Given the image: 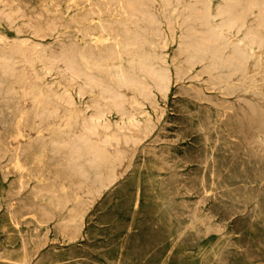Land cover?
Segmentation results:
<instances>
[{
	"label": "rangeland",
	"instance_id": "374dc122",
	"mask_svg": "<svg viewBox=\"0 0 264 264\" xmlns=\"http://www.w3.org/2000/svg\"><path fill=\"white\" fill-rule=\"evenodd\" d=\"M158 1L0 0V264H264V0ZM223 8L231 11L237 24L260 27L263 33L252 46L251 63L236 70L227 66V51L222 55L214 43L202 56L188 48L201 31L208 32L205 28H213L224 39L242 38V32L225 25ZM62 53L71 56L76 74L61 60ZM148 66L166 68L170 77L166 94L145 72ZM123 77L128 82L123 83ZM82 124L99 129L101 136L93 141L103 146L99 154L86 150L79 138ZM118 168L120 174L112 179Z\"/></svg>",
	"mask_w": 264,
	"mask_h": 264
},
{
	"label": "bare ground",
	"instance_id": "6f19581e",
	"mask_svg": "<svg viewBox=\"0 0 264 264\" xmlns=\"http://www.w3.org/2000/svg\"><path fill=\"white\" fill-rule=\"evenodd\" d=\"M20 1V0H19ZM26 1V0H25ZM50 1V0H49ZM64 1V0H63ZM79 2H80V0H78ZM84 1V0H83ZM89 1V0H88ZM158 1V0H157ZM10 2V1H9ZM31 2V1H30ZM35 2H36V0H35ZM37 2H38V0H37ZM71 2V1H70ZM82 2V1H81ZM80 2V3H81ZM92 2V1H91ZM96 2V1H95ZM105 2V1H104ZM159 2V1H158ZM29 3V2H28ZM74 3V2H73ZM117 3V2H116ZM115 3V4H116ZM243 3V2H242ZM245 3V2H244ZM243 3V4H244ZM15 4V3H14ZM21 4V3H20ZM32 4H34V3H32ZM43 4V3H42ZM47 4V3H46ZM55 5H56V3H54ZM79 4V3H78ZM77 4V5H78ZM97 4H98V2H97ZM140 4V3H139ZM24 5V4H23ZM38 5V4H37ZM67 5V4H66ZM96 5V4H95ZM103 5V4H102ZM108 4L106 3V6H107ZM137 4H135V6H136ZM25 6H27V5H25ZM36 6V5H35ZM65 6V5H64ZM73 6V5H72ZM141 6V5H140ZM249 6V5H248ZM252 6V5H251ZM39 7V6H38ZM57 7V6H56ZM60 7V6H59ZM89 7H93V6H89ZM96 7V6H95ZM143 7V6H142ZM19 9H20V7H18ZM43 8V7H42ZM74 8V7H73ZM102 8V7H101ZM71 9H72V7H71ZM96 9V8H95ZM94 9V10H95ZM97 9H98V7H97ZM96 9V10H97ZM105 9V8H104ZM42 10V9H41ZM92 10H93V8H92ZM93 10V11H94ZM222 10H224V8L222 9ZM33 11V10H32ZM39 11V10H38ZM81 11H83V10H81ZM86 11V10H85ZM93 11H91V12H93ZM118 11V10H117ZM193 11V10H192ZM194 11H196V10H194ZM193 11V12H194ZM237 11V10H236ZM244 11V10H243ZM263 11V10H262ZM98 12V11H97ZM128 12V11H127ZM197 12H199V10H197ZM30 13V12H29ZM29 13H27V14H29ZM33 13V12H32ZM41 13V12H40ZM39 13V14H40ZM43 13H45V10H44V12ZM42 13V14H43ZM46 13H47V11H46ZM80 13V12H79ZM78 13V14H79ZM121 13V12H120ZM195 13V12H194ZM58 15H60L59 13H57ZM67 14V13H66ZM88 14V13H87ZM100 14V13H99ZM247 14V13H246ZM262 14V13H261ZM56 15V14H55ZM84 15H85V13H84ZM259 15V14H258ZM23 16V15H22ZM28 16V15H27ZM34 16V14L32 15V17ZM65 16V15H64ZM72 16V15H71ZM79 16V15H78ZM77 16V17H78ZM82 16H83V14H82ZM93 16V15H92ZM92 16H90V18L92 17ZM149 16H150V14H149ZM167 16V15H166ZM188 16V15H187ZM221 16H222V18H223V21H224V23H225V25L227 26V27H235V29H236V31L239 33V32H242L243 33V36H242V38L241 39H239V40H228V39H224V38H222V37H220L218 34H217V32L216 31H214V29L213 28H211L210 30L208 29V28H205V29H207V33L205 34L203 31H201L202 30V28H200L199 30L202 32L201 34H202V36L198 39V40H196V41H193L192 43L191 42H189L188 43V48L190 47L192 50H194L199 56H202V55H206L207 53H209L210 52V50H211V48H210V45H211V43L213 44L214 43V47H215V49H218L217 51L218 52H220L222 55L225 53V51H227V62H228V67H230V68H233L234 70H236V69H238V68H242V67H244L245 65H247V64H249V63H251V57H252V54H253V51H251V49H252V46L254 45V44H257V43H259L261 40H262V37H263V33H262V31H261V28L260 27H256V28H254V27H248V28H244V26H243V24H237V22H236V19H235V17L232 15V13H231V11H229V10H224L222 13H221ZM24 17H25V14H24ZM29 17V16H28ZM35 17V16H34ZM43 17V16H42ZM49 17H51V16H49ZM58 17V16H57ZM56 17V18H57ZM61 17V16H60ZM111 17V16H110ZM116 17V16H115ZM126 17V16H125ZM165 17V16H164ZM172 17V16H171ZM179 17V16H178ZM192 17V16H191ZM36 18H37V16H36ZM81 18V17H80ZM82 18H84V17H82ZM85 18H86V16H85ZM88 18H89V16H88ZM98 18V17H97ZM100 18V17H99ZM108 18H109V16H108ZM189 18V17H188ZM33 19V18H32ZM46 20H47V18H45ZM52 19H53V17H52ZM111 19V18H110ZM41 20V19H40ZM51 20V19H50ZM54 20H56V19H54ZM62 20H64V19H62ZM79 21H80V19H78ZM83 20V19H82ZM90 20V19H89ZM100 20V19H99ZM183 20V19H182ZM187 20V19H186ZM193 20V19H192ZM37 21H39V19L37 18ZM87 21V20H86ZM249 21V20H248ZM35 22V21H34ZM45 23H46V21H44ZM43 22V23H44ZM49 22H51V21H49ZM55 22V21H54ZM58 22V21H57ZM84 22V21H83ZM166 22V21H165ZM59 23V22H58ZM71 23V22H70ZM99 23H101V22H99ZM151 23V22H150ZM149 23V24H150ZM249 23V22H248ZM251 23V22H250ZM35 24H38V23H35ZM48 24V23H47ZM79 24V23H78ZM94 24H95V22H94ZM39 25V24H38ZM37 25V26H38ZM62 25V24H61ZM70 25V24H69ZM69 25H67V26H69ZM76 25V24H75ZM80 25V24H79ZM167 25V24H166ZM177 25V24H176ZM182 25V24H181ZM192 25V24H191ZM34 26V25H33ZM45 26H46V24H45ZM89 26H91V24L90 25H88V27ZM93 26V25H92ZM141 26V25H140ZM152 26V25H151ZM153 26H154V24H153ZM158 26V25H157ZM32 27V26H31ZM47 27V26H46ZM52 27H54L53 25H52ZM97 27V26H96ZM101 27V26H100ZM121 27V26H120ZM203 27V26H202ZM90 28V27H89ZM133 29H134V27H132ZM185 28V27H184ZM39 29V28H38ZM48 29H49V26H48ZM86 29V28H85ZM99 29V28H98ZM97 29V30H98ZM101 29V28H100ZM100 29H99V31H100ZM193 29V28H192ZM52 30V29H51ZM125 30V29H124ZM90 32V31H89ZM101 32H102V30H101ZM50 33V32H49ZM115 33V32H114ZM101 34V33H100ZM104 34H106V33H104ZM87 35H88V32H87ZM58 36V35H57ZM155 36V35H154ZM55 37V36H54ZM107 37H108V35H107ZM118 37V36H117ZM112 38V37H111ZM188 39V38H187ZM126 42V41H125ZM163 42H164V40H163ZM57 44H58V40H57ZM62 43H60V45H61ZM106 44V43H105ZM187 44V43H186ZM59 45V44H58ZM59 45V46H60ZM135 46V45H134ZM45 47V46H44ZM77 47V46H76ZM79 47V46H78ZM78 47H77V49H78ZM140 47V46H139ZM142 47V46H141ZM140 47V48H141ZM166 47V46H165ZM178 47V46H177ZM48 48V47H47ZM58 49V48H57ZM74 49H76L75 47H74ZM73 49V50H74ZM72 50V49H71ZM176 50V49H175ZM55 51H56V49H55ZM54 51V52H55ZM58 51H59V49H58ZM61 51V50H60ZM132 52V51H131ZM175 52V51H174ZM55 53H57V52H55ZM54 53V54H55ZM60 53V52H59ZM74 53H75V51H74ZM155 53V52H154ZM215 53H217L216 51L214 52V54ZM45 54V53H44ZM58 55H60V54H58ZM98 55V54H97ZM118 55H119V52H118ZM175 55V54H174ZM53 57V56H52ZM175 57V56H174ZM44 58V57H43ZM60 58H61V60H63L64 62H66V64H67V66H68V68L71 70V72L73 73V74H76L77 73V68H76V65H75V63H74V61L71 59V56H68V55H66L65 53H62L61 55H60ZM53 59V58H52ZM109 59H110V57H109ZM189 59V58H188ZM55 60V59H54ZM58 60V59H57ZM190 60V59H189ZM219 60V59H218ZM189 62V61H188ZM233 62H236V63H233ZM201 63V62H200ZM61 65V64H60ZM120 69V68H119ZM164 69H166L165 67H164ZM156 70V69H154L153 67H151V66H148V67H146L145 68V72L151 77V79H152V81H153V83L160 89V91H162L163 92V94H166L167 92H168V89H169V83H170V77H169V74H168V72L166 71V70ZM117 70V69H116ZM208 72V71H207ZM82 75V74H81ZM129 75V74H128ZM178 75V74H177ZM76 76V75H75ZM130 76V75H129ZM132 77V76H131ZM182 77V76H181ZM208 77V76H207ZM220 77V76H219ZM26 78V77H25ZM85 78V77H84ZM178 78V77H177ZM176 78V79H177ZM107 79V78H106ZM207 79V78H206ZM208 79H209V77H208ZM92 80V79H91ZM108 80H109V78H108ZM135 80V79H134ZM175 80V79H174ZM13 81V80H12ZM133 81V80H132ZM132 81H130V82H132ZM14 82V81H13ZM88 82V81H87ZM122 82L123 83H126V82H128L126 79H125V77H123L122 78ZM177 81H175V83H176ZM72 83V82H71ZM96 83V82H95ZM214 83V82H213ZM27 84V83H26ZM222 84V83H221ZM65 85V84H64ZM67 85V84H66ZM101 85V84H100ZM103 85V84H102ZM183 85V84H182ZM207 85V84H206ZM70 86V85H69ZM72 86V85H71ZM28 87V86H27ZM130 87V86H129ZM195 87V86H194ZM208 87V86H207ZM206 88V87H205ZM208 88H210V87H208ZM117 89H118V87H117ZM183 89H185V88H183ZM187 89V88H186ZM199 89V88H198ZM201 89V88H200ZM207 89V88H206ZM211 89V88H210ZM158 90V89H157ZM193 90V89H192ZM208 90V89H207ZM4 91H6V90H4ZM121 91V90H120ZM178 91V90H177ZM177 91H176V93H177ZM195 91V90H194ZM201 91V90H200ZM175 92V91H174ZM186 92H187V90H186ZM188 92H190V91H188ZM197 92V91H196ZM25 93H26V91H25ZM82 93H83V91H82ZM199 93V92H198ZM178 94V93H177ZM191 94V93H190ZM193 94H195V93H193ZM192 94V95H193ZM197 94V93H196ZM27 95V94H26ZM181 95V94H180ZM179 95V96H180ZM204 95V94H203ZM68 96V95H67ZM83 96V95H82ZM160 97V96H159ZM190 97H192V96H190ZM189 97V98H190ZM196 98H197V96H195ZM202 97V96H201ZM161 98V97H160ZM186 98V97H185ZM193 98V97H192ZM204 98V97H203ZM213 98V97H212ZM24 99H26V98H24ZM205 99V98H204ZM214 99V98H213ZM107 100H108V98H107ZM114 100L115 101H117L118 102V100H117V95L115 96V98H114ZM121 100V99H120ZM181 100V99H180ZM187 100V99H186ZM217 100V99H216ZM27 101V100H26ZM129 101V100H128ZM176 101V100H175ZM215 101V100H214ZM23 102H25V101H23ZM226 102V101H225ZM233 102H234V100H233ZM236 103H237V100L235 101ZM26 103V102H25ZM116 103V102H115ZM194 103V102H193ZM196 103V102H195ZM228 103V102H227ZM227 103H225V104H227ZM236 103H233L234 105H236ZM3 104V103H2ZM1 104V105H2ZM175 104H179V103H175ZM219 104H220V102H219ZM224 103H222V105H223ZM213 105V104H212ZM230 105V104H229ZM228 105V106H229ZM239 105V104H238ZM263 105V104H262ZM217 106V105H216ZM221 106V105H220ZM225 106V105H224ZM227 106V105H226ZM14 107V106H13ZM170 107V106H169ZM173 107V106H172ZM180 107H182V106H180ZM179 107V108H180ZM194 107H195V105H194ZM193 107V108H194ZM210 107V106H209ZM231 107V106H230ZM234 107V106H233ZM232 107V110L234 109ZM239 107V106H238ZM24 108H25V104H24ZM177 108V107H176ZM184 108V107H183ZM186 108V107H185ZM206 108V107H205ZM222 108V107H221ZM224 108V107H223ZM225 108H227V107H225ZM1 109V108H0ZM120 109H121V107H120ZM210 109V108H209ZM238 109V108H237ZM240 109V108H239ZM28 110V109H27ZM178 110V109H177ZM188 110V109H187ZM241 110V109H240ZM264 110V109H263ZM8 111V110H7ZM14 111H15V109H14ZM21 111V110H20ZM19 111V112H20ZM98 111V110H97ZM175 111V110H174ZM200 111V110H199ZM203 110H201L200 112H202ZM209 111V110H208ZM226 111V110H225ZM258 111V110H257ZM1 112V111H0ZM5 112V111H4ZM181 112V111H180ZM187 112V111H186ZM218 112H220V111H218ZM227 112V111H226ZM231 112V111H230ZM239 112V111H238ZM260 112V111H259ZM97 113V112H96ZM179 113V112H178ZM183 113V112H182ZM203 113H204V111H203ZM221 113V112H220ZM219 113V114H220ZM239 113H241V112H239ZM243 113V112H242ZM5 114V113H4ZM22 114V113H21ZM20 114V115H21ZM116 114V113H115ZM114 114V115H115ZM181 114V113H180ZM215 114H216V111H215ZM218 114V113H217ZM225 114V113H224ZM247 114H249V113H247ZM200 115V114H199ZM231 115V114H230ZM237 115V114H236ZM194 116V115H193ZM197 116V115H196ZM229 116V115H228ZM233 116H235V115H233ZM239 116V115H238ZM247 116V115H246ZM5 117V116H4ZM14 117V116H13ZM22 117V116H21ZM25 117V116H24ZM33 117V116H32ZM31 117V118H32ZM177 117V116H176ZM179 117V116H178ZM186 117V116H185ZM200 117V116H199ZM226 117V116H225ZM255 117V116H254ZM16 118V117H15ZM205 118V117H204ZM221 118V117H220ZM223 118H224V116H223ZM229 118V117H228ZM230 118H231V116H230ZM236 118H237V116H236ZM244 118V117H243ZM256 118H259V117H256ZM2 119V118H1ZM20 119V118H19ZM23 119V118H22ZM174 119H176V118H174ZM179 119V118H178ZM187 119V118H186ZM197 119V118H196ZM203 119V118H202ZM235 119V118H234ZM3 120H5V119H3ZM2 120V121H3ZM16 121H17V119H15ZM122 120V119H121ZM183 120V119H182ZM188 120V119H187ZM253 120V119H252ZM8 121H9V119H8ZM220 121V120H219ZM226 121V120H225ZM229 121H232V120H229ZM233 121H235V120H233ZM245 121V120H244ZM21 122V121H20ZM23 122H25L24 120H23ZM172 122V121H171ZM180 122V121H179ZM178 122V123H179ZM205 122V121H204ZM207 122V121H206ZM223 122V121H222ZM227 122V121H226ZM247 122V121H246ZM256 121H252L251 122V124L253 123H255ZM16 123V122H15ZM164 123H166V122H164ZM182 123H183V121H182ZM186 123V122H185ZM191 123V122H190ZM202 123V122H201ZM237 123V122H236ZM249 123V122H248ZM199 124V123H198ZM216 124H218V123H216ZM226 124V123H225ZM238 124H239V122H238ZM240 124L241 125H243L241 122H240ZM250 124V123H249ZM30 125V124H29ZM28 125V126H29ZM168 125V124H167ZM192 125V124H191ZM206 125V124H205ZM224 125V124H223ZM228 125V124H227ZM232 125V124H231ZM246 125V124H245ZM8 126V125H7ZM16 126H17V124H16ZM23 126V125H22ZM127 126H129V125H127ZM182 126V125H181ZM189 126V125H188ZM188 126H187V128H188ZM201 126V125H200ZM208 126V125H207ZM216 126V125H215ZM220 126V125H219ZM222 126V125H221ZM226 126V125H225ZM230 126V125H229ZM236 126V125H235ZM234 126V127H235ZM249 126V128H251V126L250 125H248ZM260 126V125H259ZM9 127V126H8ZM17 127H19V126H17ZM24 127V126H23ZM37 127V126H36ZM134 126H132V128H133ZM163 127V126H162ZM190 127V126H189ZM197 127V126H196ZM198 127H199V125H198ZM237 127V126H236ZM241 127V126H240ZM239 127V128H240ZM245 127V126H244ZM247 127V126H246ZM12 128H14V127H12ZM29 128V127H28ZM175 128H177V127H175ZM206 128V127H205ZM218 128V127H217ZM232 128V127H231ZM6 129V128H5ZM164 129H166V127H164ZM178 129V128H177ZM185 129V128H184ZM202 129V128H201ZM207 129V128H206ZM220 129V128H219ZM230 129V128H229ZM252 129V128H251ZM13 130V129H12ZM21 130V129H20ZM19 130V128H18V132H21ZM161 130V129H160ZM172 130V129H171ZM179 130H180V128H179ZM214 130H216V129H214ZM235 130V129H234ZM241 130H243L242 128H241ZM14 131H16V130H14ZM219 131V130H218ZM222 131V130H221ZM233 131V130H232ZM236 131V130H235ZM234 131V132H235ZM249 131V130H248ZM18 132H16V133H18ZM175 132V131H174ZM177 132V131H176ZM183 132V131H182ZM210 132H212V131H210ZM250 132V131H249ZM10 133V132H9ZM24 133V132H23ZM159 133V132H158ZM167 133V132H166ZM179 133H181V132H179ZM178 133V134H179ZM239 133H240V130H239ZM251 133V132H250ZM259 133V132H258ZM13 134V133H12ZM19 134V133H18ZM177 134V133H176ZM187 134V133H186ZM225 134H227V133H225ZM237 134H238V132H237ZM243 134V133H242ZM20 135V134H19ZM34 135H36V134H34ZM158 135V134H157ZM185 135V134H184ZM201 135V134H200ZM230 135V134H229ZM236 135V134H235ZM245 135V134H244ZM257 135V134H256ZM2 136V135H1ZM10 136H11V134H10ZM18 136V135H17ZM37 136V135H36ZM101 136V133H100V131H99V129L97 128V126L96 125H83L82 124V127H81V131H80V135H79V138L82 140V143L84 144V146L86 147V150H87V148H90V149H92V150H94V153L97 155V154H99V152L102 150V147H100V146H98V145H96L93 141L96 139V138H98V137H100ZM162 136V135H161ZM171 136V135H170ZM173 136V135H172ZM188 136V135H187ZM192 136V135H191ZM212 136V135H211ZM223 136V135H222ZM221 136V137H222ZM238 136V135H237ZM258 136V135H257ZM4 139H5V137L4 136H2ZM16 137V136H15ZM135 137L137 138V135L135 134ZM157 137V136H156ZM206 137H207V135H206ZM213 137V136H212ZM225 136H223V138H224ZM229 137V136H228ZM233 137V136H232ZM9 138V137H8ZM24 138V137H23ZM37 138V137H36ZM71 138V137H70ZM69 138V139H70ZM176 138V137H175ZM205 138V137H204ZM209 138H210V136H209ZM235 138H236V136H235ZM246 138V137H245ZM10 139V138H9ZM8 139V140H9ZM16 139H17V137H16ZM16 139H15V141H16ZM133 139V138H132ZM135 139V138H134ZM156 139V138H155ZM184 139H185V137H184ZM194 140H195V138H193ZM206 139V138H205ZM215 139V138H214ZM221 139V138H220ZM225 139V138H224ZM223 139V140H224ZM249 139V138H248ZM21 140H22V138H21ZM137 140V139H136ZM177 140V139H176ZM181 140V139H180ZM193 140V141H194ZM202 142H203V140L202 139H200ZM2 141V140H1ZM4 141V140H3ZM30 141V140H29ZM41 141V140H40ZM139 141V140H138ZM137 141V142H138ZM174 141V140H173ZM182 141V140H181ZM192 141V142H193ZM5 142V141H4ZM3 142V143H4ZM100 142V141H99ZM106 141L105 140H103V141H101V143L102 144H104ZM150 142V141H149ZM169 142V141H168ZM199 142V141H198ZM212 142V141H211ZM210 142V143H211ZM223 142V141H222ZM233 142V141H232ZM250 142H251V140H250ZM256 142V141H255ZM25 143V142H24ZM28 143V142H27ZM31 143V142H30ZM35 143V142H34ZM41 143V142H40ZM126 143V142H125ZM151 143V142H150ZM153 143H154V141H153ZM158 143V142H157ZM218 143V142H217ZM236 143V142H235ZM241 143V142H240ZM36 144V143H35ZM128 144H130V143H128ZM165 144V143H164ZM193 144V143H192ZM230 145H231V143H229ZM243 144V143H242ZM6 145V144H5ZM13 145H15V144H13ZM40 145V144H39ZM131 145V144H130ZM132 145H133V147H134V144L132 143ZM145 145V144H144ZM156 145V144H155ZM199 145V144H198ZM227 145V144H226ZM2 146V145H1ZM10 146V145H9ZM16 146V145H15ZM71 146H73V144L71 145ZM84 146H82V147H84ZM119 146V145H118ZM117 146V147H118ZM129 146V145H128ZM159 146V145H158ZM172 146V145H171ZM174 146V145H173ZM192 146V145H191ZM215 146H216V144L214 145V148H215ZM222 146V145H221ZM235 146V145H234ZM256 146H257V144H256ZM6 147V146H5ZM18 147V146H17ZM16 147V148H17ZM22 147V146H21ZM144 147V146H143ZM168 147V146H167ZM185 147V146H184ZM187 147H189V146H187ZM228 147V146H227ZM230 147V146H229ZM238 147V146H237ZM241 147V146H240ZM252 147V146H251ZM258 147V146H257ZM4 148V147H3ZM8 148V147H7ZM41 148V147H40ZM74 148V147H73ZM77 148V147H76ZM146 148V147H145ZM148 148V147H147ZM146 148V149H147ZM166 148V147H165ZM173 148V147H172ZM181 148V147H180ZM264 148V147H263ZM11 149V148H10ZM85 149V148H84ZM150 149V148H149ZM161 149V148H160ZM184 149V148H183ZM191 149V148H190ZM208 149V148H207ZM219 149V148H218ZM245 149V148H244ZM2 150V149H1ZM4 150V149H3ZM75 150V149H74ZM85 150V151H86ZM91 150V151H92ZM111 150H112V148H111ZM157 150H159V149H157ZM163 150V149H162ZM187 150H189V149H187ZM192 150V149H191ZM215 150H217V149H215ZM223 150V149H222ZM230 150V149H229ZM240 150V149H239ZM258 150V149H257ZM9 151V150H8ZM16 151V150H15ZM90 151V152H91ZM129 151V150H128ZM146 151V150H145ZM185 151V150H184ZM226 151V150H225ZM234 151H236L235 149H234ZM252 151V150H251ZM255 151V150H254ZM260 151H261V149H260ZM21 152V151H20ZM38 152V151H37ZM63 152V151H62ZM156 152V151H155ZM160 152V151H159ZM207 152H208V150H207ZM219 152V151H218ZM238 152V151H237ZM256 152V151H255ZM14 153V152H13ZM13 153H12V155H13ZM16 153V152H15ZM75 153V152H74ZM87 153V152H86ZM154 153V152H153ZM169 153V152H168ZM184 153V152H183ZM202 153V152H201ZM210 153V152H209ZM212 153H213V151H212ZM226 153V152H225ZM234 153V152H233ZM18 154H19V152H18ZM76 154V153H75ZM151 154V153H150ZM172 154V153H171ZM256 154H258L257 152H256ZM264 154V153H263ZM160 155V154H159ZM173 155H176V154H173ZM172 155V156H173ZM188 155V154H187ZM193 155V154H192ZM197 155V154H196ZM201 155V154H200ZM199 155V156H200ZM243 155V154H242ZM251 155V154H250ZM253 155V154H252ZM19 156V155H18ZM77 156V155H76ZM138 156H141V155H138ZM165 157H166V155H164ZM178 156V155H177ZM176 156V157H177ZM180 156V155H179ZM183 156V155H182ZM203 156V155H202ZM226 156H228V155H226ZM258 156V155H257ZM262 156V155H261ZM33 157V156H32ZM52 157V156H51ZM50 157V158H51ZM78 157V156H77ZM94 157V156H93ZM158 157V156H157ZM190 157V156H189ZM213 157V156H212ZM215 157V156H214ZM219 157H220V155H219ZM234 157V156H233ZM247 157V156H246ZM251 157V156H250ZM249 157V158H250ZM259 157V156H258ZM264 157V156H263ZM3 158H5V156L3 157ZM34 158V157H33ZM82 158V157H81ZM160 158V157H159ZM204 158V157H203ZM206 158V157H205ZM223 158V157H222ZM229 158V157H228ZM227 158V159H228ZM95 159V158H94ZM98 159V158H97ZM117 159V158H116ZM137 159V158H136ZM142 159V158H141ZM140 159V160H141ZM176 159H178V158H176ZM192 159V158H191ZM194 159V158H193ZM198 159V158H197ZM212 159V158H211ZM240 159V158H239ZM11 160V159H10ZM16 160V159H15ZM34 160V159H33ZM51 160H53V159H51ZM55 160V159H54ZM96 160V159H95ZM138 160V159H137ZM152 160V159H151ZM158 160H160V159H158ZM179 160V159H178ZM184 160H186V159H184ZM208 160H209V158H208ZM221 160V159H220ZM225 160V159H224ZM251 160V159H250ZM88 161V160H87ZM90 161V160H89ZM146 161H147V159H146ZM149 161V160H148ZM157 161V160H156ZM187 161H189L188 159H187ZM205 161H207V160H205ZM216 161V160H215ZM222 161V160H221ZM261 161V160H260ZM37 162V161H36ZM49 162V161H48ZM55 162V161H54ZM100 162V161H99ZM98 161H97V163H99ZM139 162V161H138ZM168 162V161H167ZM170 162H171V160H170ZM177 162H179V161H177ZM192 162V161H191ZM202 162V161H201ZM204 162V161H203ZM202 162V163H203ZM208 162V161H207ZM217 162V161H216ZM219 162V161H218ZM233 162V161H232ZM236 162V161H235ZM248 162V161H247ZM251 162V161H250ZM6 163V162H5ZM11 163V162H10ZM50 163V162H49ZM53 163V162H52ZM175 163V162H174ZM183 163V162H182ZM214 163V162H213ZM227 163H228V160H227ZM230 163V162H229ZM237 163H239V162H237ZM255 163V162H254ZM12 164V163H11ZM17 164L19 165V163L17 162ZM55 164V163H54ZM54 164H52V165H54ZM58 164V163H57ZM164 164H165V162H164ZM199 164V163H198ZM207 164V163H206ZM240 164V163H239ZM251 164V163H250ZM174 165V164H173ZM177 165V164H176ZM197 165V164H196ZM202 165V164H201ZM200 165V166H201ZM218 164H216V166H217ZM241 165V164H240ZM262 165V164H261ZM8 166V165H7ZM20 166V165H19ZM18 166V167H19ZM78 166V165H77ZM136 166V165H135ZM162 166H163V164H162ZM181 166V165H180ZM229 166V165H228ZM259 166H260V164H259ZM259 166H257V167H259ZM264 166V165H263ZM2 167H3V165H2ZM15 167V166H14ZM59 167V166H58ZM61 167V166H60ZM164 167V166H163ZM175 167V166H174ZM206 167H208V166H206ZM220 167V166H219ZM232 167V166H231ZM247 167V166H246ZM255 167V166H254ZM20 168V167H19ZM140 168H142V167H140ZM166 168V167H165ZM189 168H190V166H189ZM195 168V167H194ZM233 168V167H232ZM262 168V167H261ZM8 169V168H7ZM12 169H13V166H12ZM132 169H134V168H132ZM167 169V168H166ZM169 169V168H168ZM172 169H173V167H172ZM180 169V168H179ZM210 169V168H209ZM247 169V168H246ZM245 169V170H246ZM251 169V168H250ZM259 169V168H258ZM136 170V169H135ZM150 170V169H149ZM148 170V171H149ZM155 170H157V169H155ZM208 170V169H207ZM226 170H228V169H226ZM230 170V169H229ZM233 170V169H232ZM12 171V170H11ZM19 171V170H18ZM50 171H52V170H50ZM134 171V170H133ZM153 171V170H152ZM161 171H162V169H161ZM190 171H191V169H190ZM195 171H197V170H195ZM215 171V170H214ZM219 170H217V172H218ZM235 171H236V168H235ZM248 171V170H247ZM258 171V170H257ZM261 171V170H260ZM259 171V172H260ZM120 172H121V168H118V169H116V170H114L113 171V173H112V179H114V178H116L119 174H120ZM158 172V171H157ZM165 172V171H164ZM167 172V171H166ZM177 172V171H176ZM176 172H174V173H176ZM179 172V171H178ZM185 172V171H184ZM201 172V171H200ZM226 172V171H225ZM232 172V171H231ZM242 172V171H241ZM27 173V172H26ZM54 173V172H53ZM69 173V172H68ZM129 173V172H128ZM170 173L171 172H169L168 174L170 175ZM202 173V172H201ZM222 173V172H221ZM244 173V172H243ZM20 174V173H19ZM204 174V173H203ZM206 174V173H205ZM208 174V173H207ZM213 174V173H212ZM211 174V175H212ZM226 174V173H225ZM229 174V173H228ZM236 174V173H235ZM245 174V173H244ZM250 174V173H249ZM248 174V175H249ZM17 175V174H16ZM72 175V174H71ZM74 175V174H73ZM173 175V174H172ZM179 175H181V174H179ZM178 175V176H179ZM209 175V174H208ZM233 175V174H232ZM241 175V174H240ZM247 175V177H249ZM264 175V174H263ZM18 176V175H17ZM177 176V175H176ZM193 176V175H192ZM237 176V175H236ZM236 176H233V177H236ZM242 176V175H241ZM261 176V175H260ZM58 177V176H57ZM127 177V176H126ZM165 177V176H164ZM199 177H201V175L199 176ZM215 177V176H214ZM244 177V176H243ZM246 177V176H245ZM244 177V178H245ZM255 177V176H254ZM14 178V177H13ZM18 178H19V176H18ZM51 178V177H50ZM180 178V177H179ZM197 178V177H196ZM205 178H207V176L205 177ZM209 178V177H208ZM213 178V177H212ZM253 178V177H252ZM262 178H263V176H262ZM262 178H261V180H262ZM130 179H132V178H130ZM137 179V178H136ZM186 179V178H185ZM184 179V180H185ZM198 179V178H197ZM214 179V178H213ZM237 178H235L234 180H236ZM241 179V178H240ZM249 179V178H248ZM12 180V179H11ZM18 180V179H17ZM16 180V181H17ZM48 180V179H47ZM123 180H125L124 178H123ZM153 180V179H152ZM174 180V179H173ZM208 180V179H207ZM216 180H217V178H216ZM220 180V179H219ZM223 180V179H222ZM244 180V179H243ZM250 180V179H249ZM15 181V182H16ZM21 181V180H20ZM20 181H17V182H20ZM154 182H155V180H153ZM252 181V180H251ZM259 181V180H258ZM12 182V181H11ZM14 182V181H13ZM14 182V183H15ZM16 182V183H17ZM128 182V181H127ZM133 182V181H132ZM139 182V181H138ZM153 182V183H154ZM172 182V181H171ZM175 182V181H174ZM178 182V181H177ZM212 182H213V180H212ZM217 182V181H216ZM221 182V184H222V181H220ZM241 182V181H240ZM248 182V181H247ZM16 183L14 184V185H16ZM21 183V182H20ZM48 183V182H47ZM134 183V182H133ZM136 183H137V181H136ZM147 183V182H146ZM181 183V182H180ZM192 183H194V182H192ZM228 183V182H227ZM232 183V182H231ZM255 183V182H254ZM101 184V183H100ZM99 184V185H100ZM107 184V183H106ZM119 184V183H118ZM121 184V183H120ZM119 184V185H120ZM142 184V183H141ZM175 184H176V182H175ZM195 184V183H194ZM209 184H211V183H209ZM217 184V183H216ZM234 184H236V183H234ZM21 185V184H20ZM108 185V184H107ZM155 185V184H154ZM158 185V184H157ZM205 185V184H204ZM257 185V184H256ZM262 185H264V181H263V184ZM17 186V185H16ZM145 186V185H144ZM186 186V185H185ZM207 186V185H206ZM215 186V185H214ZM223 186V185H222ZM227 186V185H226ZM231 186H233V185H231ZM8 187V186H7ZM15 187V186H14ZM100 187H101V185H100ZM107 187V186H106ZM158 187V186H157ZM195 187V186H194ZM205 187V186H204ZM22 188L23 187H21V190H22ZM138 188V187H137ZM176 188V187H175ZM185 188V187H184ZM189 188V187H188ZM216 188V187H215ZM245 188V187H244ZM248 188V187H247ZM16 189V188H15ZM18 189V188H17ZM76 189V188H75ZM139 189V188H138ZM142 189V188H141ZM149 189V188H148ZM182 189H183V187H182ZM211 189V188H210ZM212 189H213V187H212ZM242 189V188H241ZM254 189V188H253ZM259 189V188H258ZM6 190H8V189H6ZM135 190V189H134ZM163 190V189H162ZM167 190V189H166ZM187 190V189H186ZM197 190V189H196ZM201 190V189H200ZM226 190V189H225ZM228 190H229V188H228ZM260 190V189H259ZM48 191V190H47ZM78 191V190H77ZM131 191V190H130ZM188 191V190H187ZM195 191V190H194ZM242 191V190H241ZM245 191V190H244ZM243 191V192H244ZM16 192H17V190H16ZM22 192V191H21ZM138 192V191H137ZM168 192V191H167ZM199 192V191H198ZM201 192H202V190H201ZM216 192H217V190H216ZM222 192H224V190L222 191ZM228 192H230V191H228ZM247 192V191H246ZM261 192H262V190H261ZM9 193V192H8ZM39 193V192H38ZM90 193V192H89ZM108 193V192H107ZM200 193V192H199ZM237 193H239V192H237ZM241 193V192H240ZM239 193V194H240ZM264 193V192H263ZM27 194V193H26ZM123 194V193H122ZM141 194V193H140ZM173 194V193H172ZM196 194V193H195ZM194 194V195H195ZM221 194H223V193H221ZM226 194H227V192H226ZM229 194V193H228ZM227 194V195H228ZM238 194V195H239ZM19 195V194H18ZM149 195V194H148ZM176 195V194H175ZM204 195V194H203ZM202 195V196H203ZM226 195V196H227ZM231 195V194H230ZM251 195V194H250ZM32 196V195H31ZM119 196V195H118ZM122 196V195H121ZM177 196V195H176ZM175 196V197H176ZM249 196V195H248ZM253 196V195H252ZM261 196V195H260ZM11 197V196H10ZM13 197H14V195H13ZM29 197V196H28ZM42 197V196H41ZM229 197V196H228ZM234 197V196H233ZM232 197V198H233ZM241 197V196H240ZM262 197V196H261ZM9 198V197H8ZM15 198V197H14ZM21 198H23V196L21 197ZM34 198V197H33ZM194 198V197H193ZM202 198V197H201ZM200 198V199H201ZM3 199V198H2ZM9 199H11V198H9ZM23 199H25V198H23ZM44 199V198H43ZM116 199H117V197H116ZM139 199V198H138ZM145 199V198H144ZM154 199V198H153ZM217 199V198H216ZM226 199V198H225ZM249 199V198H248ZM6 200V199H5ZM16 200H18V199H16ZM27 200V199H26ZM132 200V199H131ZM170 200V199H169ZM203 200V199H202ZM210 200V199H209ZM238 200V199H237ZM240 200V199H239ZM252 200V199H251ZM31 201V200H30ZM37 201H39V200H37ZM113 201V200H112ZM138 201V200H137ZM142 201V200H141ZM183 201V200H182ZM196 201V200H195ZM198 201V200H197ZM232 201V200H231ZM248 201V200H247ZM264 201V200H263ZM6 202H7V200H6ZM22 202V201H21ZM27 202V201H26ZM32 202V201H31ZM188 202V201H187ZM192 202V201H191ZM217 202V201H216ZM221 202H222V200H221ZM226 202V201H225ZM235 202V201H234ZM243 202H245L244 200H243ZM250 202V201H249ZM9 203H10V201H9ZM23 203V202H22ZM36 203V202H35ZM38 203V202H37ZM105 203V202H104ZM114 203V202H113ZM142 203V202H141ZM140 203V204H141ZM147 203H149V202H147ZM183 203H184V201H183ZM199 203V202H198ZM224 203V202H223ZM236 203V202H235ZM16 204V203H15ZM24 204V203H23ZM30 204V203H29ZM28 204V205H29ZM151 204V203H150ZM180 204H182L181 202H180ZM201 204V203H200ZM248 204V203H247ZM255 204V203H254ZM31 205V204H30ZM136 205V204H135ZM183 205V204H182ZM187 205V204H186ZM203 205V204H202ZM212 205V204H211ZM234 205V204H233ZM245 205V204H244ZM0 206H1V204H0ZM6 206H7V204H6ZM21 206V205H20ZM25 206V205H24ZM40 206V205H39ZM157 206V205H156ZM180 206V205H179ZM197 206V205H196ZM210 206V205H209ZM236 206V205H235ZM258 206V205H257ZM264 206V205H263ZM14 207H16V206H14ZM22 207V206H21ZM108 207V206H107ZM111 207V206H110ZM115 207V206H114ZM132 207V206H131ZM139 207V206H138ZM186 207V206H185ZM240 207V206H239ZM252 207V206H251ZM13 208V207H12ZM39 208H41V207H39ZM148 208V207H147ZM154 208V207H153ZM174 208V207H173ZM182 208H184V207H182ZM193 208V207H192ZM197 208V207H196ZM218 208V207H217ZM23 209V208H22ZM28 209V208H27ZM30 209V208H29ZM28 209V210H29ZM152 209V208H151ZM158 209V208H157ZM194 209V208H193ZM200 209V208H199ZM220 209V208H219ZM252 209V208H251ZM261 209V208H260ZM10 210V209H9ZM8 210V211H9ZM27 210V211H28ZM40 210L41 209H39L38 210V212L40 213ZM116 210V209H115ZM137 210V209H136ZM169 210H170V208H169ZM208 210H210L209 208H208ZM246 210V209H245ZM253 210V209H252ZM13 212H14V210H12ZM18 212H19V209L17 210ZM34 211V210H33ZM117 211V210H116ZM157 211V210H156ZM160 211V210H159ZM193 211V210H192ZM212 211V210H211ZM210 211V212H211ZM222 211V210H221ZM231 211V210H230ZM232 211H234V210H232ZM231 211V212H232ZM244 211V210H243ZM256 211H258V210H256ZM260 211V210H259ZM259 211L257 212V213H259ZM262 211V210H261ZM173 212V211H172ZM172 212H171V214H172ZM186 212V211H185ZM189 212V211H188ZM191 212V211H190ZM190 212H189V214H190ZM214 212V211H213ZM7 213V212H6ZM16 213V212H15ZM14 213V214H15ZM122 213V212H121ZM157 213V212H156ZM178 213V212H177ZM176 213V214H177ZM192 213V212H191ZM196 213V212H195ZM194 213V214H195ZM209 213V212H208ZM236 213V212H235ZM241 213H243V212H241ZM255 213V212H254ZM12 214V213H11ZM17 214V213H16ZM36 214V213H35ZM111 214V213H110ZM168 214V213H167ZM175 214V213H174ZM214 214H216L215 212H214ZM260 214V213H259ZM40 215V214H39ZM43 215V214H42ZM44 215H46V214H44ZM44 215H43V217H44ZM48 215V214H47ZM169 215V214H168ZM186 215V214H185ZM191 215V214H190ZM196 215H198V214H196ZM236 215V214H235ZM176 216V215H175ZM180 216V215H179ZM210 216V215H209ZM221 216V215H220ZM234 216V215H233ZM251 216V215H250ZM26 217V216H25ZM30 217V216H29ZM32 217V216H31ZM48 217V216H47ZM52 217V216H51ZM145 217V216H144ZM158 217V216H157ZM167 217V216H166ZM256 217V216H255ZM8 218V217H7ZM123 218H126V217H123ZM143 218V217H142ZM173 218V217H172ZM191 218V217H190ZM218 218V217H217ZM33 219V218H32ZM87 219V218H86ZM144 219V218H143ZM156 219V218H155ZM165 219V218H164ZM223 218H221L220 220H222ZM230 219V218H229ZM251 219H254V218H252L251 217ZM34 220H35V218H34ZM42 220V219H41ZM47 220H50V219H47ZM179 220V219H178ZM184 220V219H183ZM182 220V222H184ZM202 220H204L203 218H202ZM201 220V221H202ZM210 220V219H209ZM258 220H260V219H258ZM262 220H263V217H262ZM22 221V220H21ZM31 221V220H30ZM169 221H170V218H169ZM261 221V220H260ZM4 222V221H3ZM23 222V221H22ZM34 222V221H33ZM39 222V221H38ZM149 222V221H148ZM150 222H153V221H150ZM157 222V221H156ZM176 222V221H175ZM225 222V221H224ZM255 222V221H254ZM41 223V222H40ZM145 223V222H144ZM154 223V222H153ZM200 223V222H199ZM221 223V222H220ZM1 224V223H0ZM23 224V223H22ZM38 224V223H37ZM201 224V223H200ZM263 224V223H262ZM2 225V224H1ZM25 225V224H24ZM35 225V224H34ZM43 225V224H42ZM158 225V224H157ZM178 225V224H177ZM3 226H5V224L3 225ZM8 226V225H7ZM16 226V225H15ZM29 226V225H28ZM51 226H55V225H51ZM104 226V225H103ZM131 226V225H130ZM134 226V225H133ZM150 226V225H149ZM148 226V227H149ZM160 226V225H159ZM159 226H157V227H159ZM165 226V225H164ZM189 226V225H188ZM217 226V225H216ZM229 226V225H228ZM27 227V226H26ZM38 227V226H37ZM44 227V226H43ZM143 227H144V225H143ZM147 227V226H146ZM218 227V226H217ZM222 227V226H221ZM250 227V226H249ZM256 227H257V225H256ZM260 227V226H259ZM262 227V226H261ZM4 228V227H3ZM22 228V227H21ZM24 228V227H23ZM34 228V227H33ZM45 228V227H44ZM54 228V227H53ZM137 228V227H136ZM153 227L151 226V228L150 229H152ZM189 228V227H188ZM198 228V227H197ZM229 228V227H228ZM258 228V227H257ZM263 228V227H262ZM5 229V228H4ZM3 229V230H4ZM47 229V228H46ZM108 229V228H107ZM143 229V228H142ZM154 229H156V228H154ZM159 229H161V228H159ZM169 229V228H168ZM173 229V228H172ZM215 229V228H214ZM1 230H2V228H1ZM16 230V229H15ZM30 230H31V228H30ZM29 230V231H30ZM34 230V229H33ZM145 230H146V228H145ZM185 230H187V229H185ZM193 230V229H192ZM212 230V229H211ZM211 230H210V232H211ZM14 231V230H13ZM45 231V230H44ZM49 231V230H48ZM58 231V230H57ZM124 231V230H123ZM122 231V232H123ZM135 231V230H134ZM157 231V230H156ZM165 231V230H164ZM189 231V230H188ZM191 231V230H190ZM189 231V232H190ZM260 231V230H259ZM2 232V231H1ZM32 232V231H31ZM41 232V231H40ZM125 232V231H124ZM137 232V231H136ZM158 232V231H157ZM161 232V231H160ZM163 232V231H162ZM161 232V233H162ZM172 232V231H171ZM175 232V231H174ZM183 232V231H182ZM203 232V231H202ZM215 232V231H214ZM236 232V231H235ZM12 233V232H11ZM27 233V232H26ZM53 233H54V231H53ZM138 233V232H137ZM153 233H155V231H153ZM184 233H185V231H184ZM193 233V232H192ZM212 233V232H211ZM216 233V232H215ZM225 233V232H224ZM230 233H231V231H230ZM232 233H233V231H232ZM262 233V232H261ZM8 234V233H7ZM13 234V233H12ZM38 234H39V232H38ZM132 234V233H131ZM164 234V233H163ZM200 234V233H199ZM258 234V233H257ZM24 235V234H23ZM22 235V236H23ZM33 235V234H32ZM52 235V234H51ZM57 235V234H56ZM110 235H112V234H110ZM119 235V234H118ZM121 235V234H120ZM138 235V234H137ZM152 235H154L155 236V234H152ZM181 235V234H180ZM197 235V234H196ZM216 235H217V233H216ZM229 235V234H228ZM247 235V234H246ZM259 235V234H258ZM122 236V235H121ZM124 236V235H123ZM128 236V235H127ZM132 236V235H131ZM130 236V237H131ZM147 236V235H146ZM149 236V235H148ZM150 236H151V234H150ZM157 236V235H156ZM156 236H155V238H156ZM158 236H160V235H158ZM162 236V235H161ZM164 236V235H163ZM182 236V235H181ZM201 236H202V234H201ZM259 236H261V235H259ZM9 237V236H8ZM18 237V236H17ZM58 237V236H57ZM136 237V236H135ZM180 237V236H179ZM192 237V236H191ZM198 237V236H197ZM7 238V237H6ZM15 238H16V236H15ZM14 238V239H15ZM51 238V237H50ZM143 238V237H142ZM152 238H154V237H152ZM151 238V239H152ZM159 239H160V237H158ZM164 238V237H163ZM162 237H161V239H160V241L163 239ZM186 238H187V236H186ZM220 238H221V236H220ZM229 238V237H228ZM5 239V238H4ZM31 239V238H30ZM68 239V238H67ZM117 239V238H116ZM115 239V240H116ZM125 239V238H124ZM132 239H134V238H132ZM138 239H139V237H138ZM157 239V238H156ZM166 239H167V237H166ZM195 239V238H194ZM217 239V238H216ZM2 240V239H1ZM28 240V239H27ZM36 240H37V238H36ZM46 240V239H45ZM88 240V239H87ZM86 240V241H87ZM121 240V239H120ZM126 240V239H125ZM124 240V241H125ZM153 240V239H152ZM164 240V239H163ZM162 240V241H163ZM188 240V239H187ZM190 240V239H189ZM234 240V239H233ZM39 241V240H38ZM41 241H42V239H41ZM54 241V240H53ZM130 241H133V240H130ZM136 241V240H135ZM144 241H147V240H144ZM150 241V240H149ZM157 241H159V240H157ZM156 241V242H157ZM166 240H164L163 242H165ZM178 241V240H177ZM260 241V240H259ZM3 242V241H2ZM12 242V241H11ZM37 242V241H36ZM123 242V241H122ZM134 242V241H133ZM151 242H153V241H151ZM194 242V241H193ZM262 242V241H261ZM260 242V243H261ZM1 243V242H0ZM5 243V242H4ZM33 243H35V242H33ZM39 243V242H38ZM37 243V244H38ZM47 243V242H46ZM62 243V242H61ZM136 243V242H135ZM150 242H148L147 244H149ZM154 243V242H153ZM158 243V242H157ZM168 243V242H167ZM225 243H226V241H225ZM227 243H229V242H227ZM232 243V242H231ZM254 243V242H253ZM11 244V243H10ZM126 244V243H125ZM130 244V243H129ZM132 244V243H131ZM156 244V243H155ZM189 244V243H188ZM234 244V243H233ZM237 244V243H236ZM41 245V244H40ZM74 245V244H73ZM140 245V244H139ZM232 245V244H231ZM230 245V246H231ZM257 245H258V243H257ZM264 245V244H263ZM49 246H51V245H49ZM71 246V245H70ZM76 246H78V244L76 245ZM132 246V245H131ZM153 246V245H152ZM161 246V245H160ZM241 246V245H240ZM127 247H128V245H127ZM127 247H126V249H127ZM154 247H157V246H154ZM166 247V246H165ZM237 247V246H236ZM243 247V246H242ZM262 247V246H261ZM15 248V247H14ZM84 248V247H83ZM122 248H123V246H122ZM191 248V247H190ZM224 248V247H223ZM263 248V247H262ZM27 249V248H26ZM57 249V248H56ZM56 249H54V250H56ZM231 249V248H230ZM239 249V248H238ZM14 250V249H13ZM33 250V249H32ZM65 250V249H64ZM118 250V249H117ZM132 250V249H131ZM160 250V249H159ZM240 250V249H239ZM242 250V249H241ZM244 250H246V249H244ZM263 250V249H262ZM30 251V250H29ZM109 251H110V249H109ZM130 251V250H129ZM149 251V250H148ZM157 251V250H156ZM223 251V250H222ZM226 251V250H225ZM235 250H233V252H234ZM28 252V251H27ZM36 252H37V250H36ZM43 252V251H42ZM41 252V253H42ZM62 252V251H61ZM99 252V251H98ZM97 252V253H98ZM117 252V251H116ZM158 252V251H157ZM162 252V251H161ZM164 252V251H163ZM165 252H167V251H165ZM164 252V253H165ZM173 252V251H172ZM221 252V251H220ZM219 252V253H220ZM227 252V251H226ZM246 252V251H245ZM263 252V251H262ZM31 253V252H30ZM81 253V252H80ZM91 253V252H90ZM120 253H122V252H120ZM145 253V252H144ZM163 253V254H164ZM168 253V252H167ZM229 253V252H228ZM264 253V252H263ZM12 254V253H11ZM65 254V253H64ZM92 254V253H91ZM114 254V253H113ZM158 254V253H157ZM239 254H242L241 253V251H240V253ZM251 254V253H250ZM14 255V254H13ZM18 255V254H17ZM20 255V254H19ZM116 255V254H115ZM132 255V254H131ZM145 255H146V253H145ZM221 255V254H220ZM219 255V256H220ZM236 255H238V254H236ZM235 255V256H236ZM246 255H247V252H246ZM16 256V255H15ZM129 256V255H128ZM148 256V255H147ZM152 256V255H151ZM157 256V255H156ZM172 256H175V255H172ZM178 256V255H177ZM181 256V255H180ZM25 257H26V255H25ZM123 257V256H122ZM146 257V256H145ZM160 257V256H159ZM169 257V256H168ZM170 257H171V255H170ZM188 257V256H187ZM226 257V256H225ZM225 257H224V259H225ZM244 257V256H243ZM250 257V256H249ZM252 257H254L253 255H252ZM259 257V256H258ZM29 258V257H28ZM27 258V259H28ZM121 258V257H120ZM126 258V257H125ZM153 258V257H152ZM158 258V257H157ZM184 258V257H183ZM232 258V257H231ZM240 258V257H239ZM245 258V257H244ZM1 259V258H0ZM25 259V258H24ZM65 259V258H64ZM67 259V258H66ZM65 259V260H66ZM79 259V258H78ZM93 259V258H92ZM128 259V258H127ZM154 259V258H153ZM220 259H221V257H220ZM223 259V260H224ZM255 259V258H254ZM9 260V259H8ZM19 260H20V257H19ZM29 260H30V258H29ZM28 260V261H29ZM60 260V259H59ZM151 260V259H150ZM155 260V259H154ZM177 260H179L178 258H177ZM217 260V259H216ZM230 260V259H229ZM228 260V261H229ZM246 260V259H245ZM257 260H259V259H257ZM261 260H262V257H261ZM16 261V260H15ZM39 261V260H38ZM111 261V260H110ZM109 261V262H110ZM128 261V260H127ZM144 261V260H143ZM215 261V260H214ZM253 261V260H252ZM255 261V260H254ZM22 262V261H21ZM24 262V261H23ZM26 262V261H25ZM53 262V261H52ZM96 262V261H95ZM106 262V261H105ZM108 262V263H109ZM147 262V261H146ZM222 262V261H221ZM224 262V261H223ZM227 262V261H226ZM230 262V261H229ZM248 262V261H247ZM13 263H15V262H13ZM43 263V262H42ZM94 263V262H93ZM97 263V262H96ZM124 263V262H123ZM122 263V264H123ZM145 263V262H144ZM225 263V262H224ZM232 263V262H231ZM16 264V263H15ZM18 264H20V263H18ZM28 264V263H27ZM59 264H60V261H59ZM68 264H70V263H68ZM104 264V263H103ZM113 264V263H112ZM116 264V263H115ZM124 264H126V263H124ZM176 264H177V262H176ZM226 264V263H225Z\"/></svg>",
	"mask_w": 264,
	"mask_h": 264
}]
</instances>
